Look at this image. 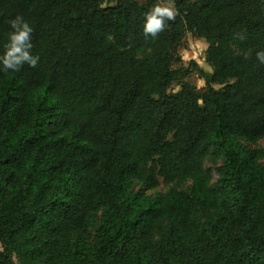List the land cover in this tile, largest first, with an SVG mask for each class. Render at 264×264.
Here are the masks:
<instances>
[{
  "label": "trees",
  "instance_id": "16d2710c",
  "mask_svg": "<svg viewBox=\"0 0 264 264\" xmlns=\"http://www.w3.org/2000/svg\"><path fill=\"white\" fill-rule=\"evenodd\" d=\"M158 2L0 0V52L20 15L40 57L0 72V264H264V0L145 34ZM188 34L212 72L170 93Z\"/></svg>",
  "mask_w": 264,
  "mask_h": 264
},
{
  "label": "clouds",
  "instance_id": "9594fccd",
  "mask_svg": "<svg viewBox=\"0 0 264 264\" xmlns=\"http://www.w3.org/2000/svg\"><path fill=\"white\" fill-rule=\"evenodd\" d=\"M178 14L173 0H162L144 13L143 31L145 34L155 35L163 30L166 21L174 20ZM9 31L3 44V51L0 52V72L7 73L9 70L17 72L27 64L35 68L40 60L38 54H32V33L34 31L31 23L24 17L17 15L8 21ZM256 59L264 64V49L255 53ZM207 71L212 72L208 67ZM200 81V85H203Z\"/></svg>",
  "mask_w": 264,
  "mask_h": 264
},
{
  "label": "rangeland",
  "instance_id": "374dc122",
  "mask_svg": "<svg viewBox=\"0 0 264 264\" xmlns=\"http://www.w3.org/2000/svg\"><path fill=\"white\" fill-rule=\"evenodd\" d=\"M141 2H144L145 0H139ZM176 0H173V3ZM162 2V0H161ZM208 48L207 43L203 39H199L197 37H194L191 34H188L185 39L181 42V44L178 47V54L181 57V62H178L174 64L173 69L178 72L177 79L170 88L169 92L174 93L181 89L182 83H190L194 85L197 90L200 92H203L206 90V82L201 79L200 73L195 70L194 65H197L200 69L204 70L205 72L208 69V64L206 63L205 59V53ZM200 81H203V85H200ZM217 90L221 89V86H215ZM250 148H261L264 145V139L258 141L255 144H248L245 143ZM222 165L221 161L214 162L212 159L207 158L205 161V167L210 168L213 171V181L216 182L218 180L217 175V168ZM192 186L191 181L181 182V183H174L172 185H164L163 183L160 184V186L154 190H147L144 186L141 184H136L134 187V190L136 192L142 191L146 194H155L157 192H167L171 188H177L179 190H186L189 191ZM16 264L17 261H16Z\"/></svg>",
  "mask_w": 264,
  "mask_h": 264
}]
</instances>
